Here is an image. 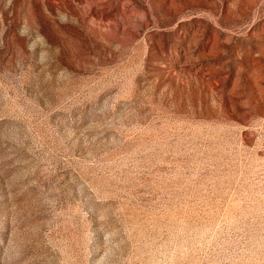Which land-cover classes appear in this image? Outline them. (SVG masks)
Masks as SVG:
<instances>
[{
  "label": "rangeland",
  "instance_id": "374dc122",
  "mask_svg": "<svg viewBox=\"0 0 264 264\" xmlns=\"http://www.w3.org/2000/svg\"><path fill=\"white\" fill-rule=\"evenodd\" d=\"M0 264H264V0H0Z\"/></svg>",
  "mask_w": 264,
  "mask_h": 264
}]
</instances>
